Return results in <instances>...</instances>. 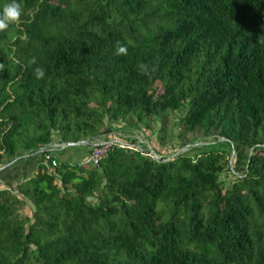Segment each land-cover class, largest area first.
I'll list each match as a JSON object with an SVG mask.
<instances>
[{"label": "trees", "instance_id": "16d2710c", "mask_svg": "<svg viewBox=\"0 0 264 264\" xmlns=\"http://www.w3.org/2000/svg\"><path fill=\"white\" fill-rule=\"evenodd\" d=\"M18 2L0 32V166L39 161L0 187V264H264V0ZM168 112L228 148L112 145L97 166L37 152Z\"/></svg>", "mask_w": 264, "mask_h": 264}, {"label": "rangeland", "instance_id": "374dc122", "mask_svg": "<svg viewBox=\"0 0 264 264\" xmlns=\"http://www.w3.org/2000/svg\"><path fill=\"white\" fill-rule=\"evenodd\" d=\"M178 114L176 112H168L164 117H153L146 116L143 121L138 125L139 127L134 128L136 119L134 116H129L126 120V128L121 130L108 129L94 139L93 142L108 141V139H118V133L133 135L135 137L129 139L131 144L138 145L140 149L148 151L153 149L158 157H174L178 153L191 152L197 153L209 149H227L228 145L218 136L209 135L204 136L199 132H186L183 131L178 125ZM124 126V125H123ZM55 137L57 138L58 135ZM137 137V138H136ZM89 143V142H87ZM89 147L85 146H70L65 147L63 150L58 152V155L72 161L75 153L87 152ZM234 149L230 150V154L227 155L229 166L234 163ZM221 179L227 182L231 179L229 172H224L221 175ZM25 208L24 213L30 215L33 207Z\"/></svg>", "mask_w": 264, "mask_h": 264}, {"label": "clouds", "instance_id": "9594fccd", "mask_svg": "<svg viewBox=\"0 0 264 264\" xmlns=\"http://www.w3.org/2000/svg\"><path fill=\"white\" fill-rule=\"evenodd\" d=\"M24 14L23 7L18 0H10V2L5 3L2 8H0V32L5 31L12 24H19L21 22V16ZM25 39L27 37H24ZM128 47L125 44H121L120 41L116 43V55H127ZM19 63V61H17ZM32 63H35L33 59ZM3 64H0V70H3ZM137 68L140 73L144 75H149L150 72H154L156 68L149 67L148 64L140 62L137 64ZM34 77L37 80H41L45 77V71L41 67H37L33 72Z\"/></svg>", "mask_w": 264, "mask_h": 264}, {"label": "built area", "instance_id": "2783aa9c", "mask_svg": "<svg viewBox=\"0 0 264 264\" xmlns=\"http://www.w3.org/2000/svg\"><path fill=\"white\" fill-rule=\"evenodd\" d=\"M119 137L116 140L108 139V141H99V142H91L89 146V151L87 157H85L81 162L84 164H90L97 166L101 159H103L106 155L108 150L111 148L112 145H118L120 147H127L131 149H140L138 145H133L129 141V139L135 137L133 135H128L122 133L121 131L118 133ZM137 138V137H136ZM65 148V143L63 142H52L45 147L41 148V152H48V153H58L59 151ZM149 155H151L148 152ZM152 156V155H151ZM49 158L48 154L44 155V159L47 160ZM52 166L56 165L55 159L50 161Z\"/></svg>", "mask_w": 264, "mask_h": 264}, {"label": "crops", "instance_id": "0c3cea01", "mask_svg": "<svg viewBox=\"0 0 264 264\" xmlns=\"http://www.w3.org/2000/svg\"><path fill=\"white\" fill-rule=\"evenodd\" d=\"M82 152L75 153L72 161L83 160ZM39 161V155H24L0 166V187H12L20 180L30 176Z\"/></svg>", "mask_w": 264, "mask_h": 264}, {"label": "water", "instance_id": "95a60500", "mask_svg": "<svg viewBox=\"0 0 264 264\" xmlns=\"http://www.w3.org/2000/svg\"><path fill=\"white\" fill-rule=\"evenodd\" d=\"M88 141L84 140V141H79V142H66L65 143V147H70V146H81V145H85ZM37 152H41V149H39ZM148 152L152 155L153 158L155 159H160V157H158L157 153L153 150L150 149L148 150ZM167 158H171V157H167ZM166 159V158H165Z\"/></svg>", "mask_w": 264, "mask_h": 264}]
</instances>
